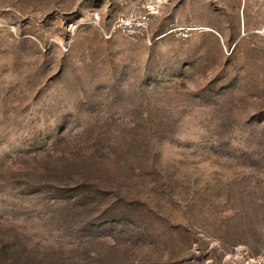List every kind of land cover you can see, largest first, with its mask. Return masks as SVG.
I'll return each instance as SVG.
<instances>
[{
	"label": "rangeland",
	"instance_id": "rangeland-1",
	"mask_svg": "<svg viewBox=\"0 0 264 264\" xmlns=\"http://www.w3.org/2000/svg\"><path fill=\"white\" fill-rule=\"evenodd\" d=\"M0 264H264V0H0Z\"/></svg>",
	"mask_w": 264,
	"mask_h": 264
},
{
	"label": "built area",
	"instance_id": "built-area-1",
	"mask_svg": "<svg viewBox=\"0 0 264 264\" xmlns=\"http://www.w3.org/2000/svg\"><path fill=\"white\" fill-rule=\"evenodd\" d=\"M93 21L97 24L101 36L106 39L111 38L113 33L121 28H125V27L132 28L133 25L138 24L141 25L143 29L146 31L148 25L147 15L139 16V18L137 19V23H135V18L132 17H118L113 21V23L109 28H105L99 23L100 21L99 13L94 14Z\"/></svg>",
	"mask_w": 264,
	"mask_h": 264
}]
</instances>
